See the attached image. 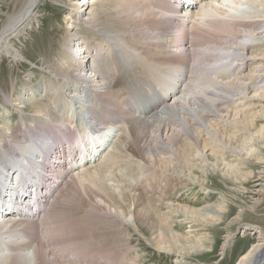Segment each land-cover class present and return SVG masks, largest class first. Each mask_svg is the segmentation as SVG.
I'll return each mask as SVG.
<instances>
[{
	"label": "bare ground",
	"instance_id": "obj_1",
	"mask_svg": "<svg viewBox=\"0 0 264 264\" xmlns=\"http://www.w3.org/2000/svg\"><path fill=\"white\" fill-rule=\"evenodd\" d=\"M41 1L25 0L17 14L12 15L3 26L0 31V61L5 56L17 59L16 51L18 50L9 38L18 37L21 30L31 24ZM74 1H70L71 5L76 3ZM92 1L103 0H83L82 8L75 12L79 18L81 17L80 20L87 19L94 27L101 17L98 11L106 10L109 3H101L99 10L94 8L95 10L90 11L93 6ZM188 1L191 3L187 0H114V13H117L118 19L123 16L125 9L129 8L131 17L141 18L137 22L136 30L133 29L131 32L140 35L142 45L132 46L133 42L123 41L121 37L117 40V32L116 34L113 32L114 36H105L102 43L94 44L91 56L84 53L82 60L79 51L83 48L79 46L83 44L86 47L88 43L87 40H83L84 37H78L73 32L76 23L72 13L69 14L67 17L70 21V28L67 30L69 38L65 41L63 50L67 51V48L70 49L72 45L76 48L75 52L78 56L73 57L70 54L73 63L68 65L74 70L73 77L66 76L69 70L62 72V68L57 64V67L54 66L55 73H60L62 79L71 82L68 84L64 81L49 86L52 87L50 92L57 89L52 94L56 96L55 99L53 101L49 99V102L56 106L57 111L53 112L48 104H40L41 106L39 105L40 107L35 111V116L29 117L27 122L16 123L25 129V131L21 129V137H18V131L15 130L13 123L1 124L0 122V127L7 129V132L3 129L0 135V264H87L84 260L87 256V252L85 253L87 247L80 245L82 242L74 237L72 230L66 232L67 229H63L64 227L59 223L60 216H57L55 220L51 219L54 216V205H52L55 201L54 194L62 187L63 177L72 173L73 167L84 168L86 165L95 164L97 160L93 158L96 157L99 146L103 149L108 146L109 142L120 134L118 130L121 131L122 129L119 128L122 127L124 129L121 132H124V137L129 139L121 146L125 150L113 151L120 146L117 145L120 141L118 139L119 141L111 147L112 150L106 153V157L104 156L105 164L104 161L100 162L103 168L95 165L93 168L86 169L78 177V181L70 177L71 181L67 183L66 190L71 185L70 194L76 192L74 195H77L83 191L89 196L96 197L97 204H106L111 211L116 212L119 205L113 199L114 193H110L107 182L108 178L114 179L111 174L115 171H122L128 178L129 184L124 185L125 188L123 187L119 192L122 195L124 191L127 192L128 187L137 188L134 201L136 207L143 208L137 214L140 218L138 221L147 225L143 228L151 233L159 227L167 229L158 235L159 239L154 244L158 251L174 252V245L180 251L187 249L202 252L208 249L205 237L199 235L190 238L172 231L173 224L167 222L172 211H169L170 215L159 213L158 206L166 202L170 192L166 190L167 185L178 180V176L175 177L168 171L171 166L176 167L179 162L188 166L191 173L195 166L192 163L193 160L204 157L206 153L203 152L210 151L216 156L217 161L209 164L207 155L205 159H201L206 169L203 173H209L211 169L231 177L239 173L252 175L253 171L247 170L248 164L245 161L256 160V164H261L258 170L261 172L255 177L257 181L252 190L245 193H249L250 198L253 199L252 206H247L252 212L261 205L264 197V150L262 148L264 147V121L258 122L264 118V104H261L264 102V0ZM193 8L195 9L192 10ZM175 13L179 14L175 15ZM169 14L171 17H166ZM76 15L75 18H77ZM80 20V25L88 23ZM66 55L68 56V53ZM103 57H112V64L100 68L98 62L102 63ZM100 58L102 60H99ZM117 84H121V88L115 93L113 89ZM48 88L35 86L33 93L46 92L45 96H48ZM158 91L168 97L164 99L161 95L158 96ZM68 93L76 96H69ZM19 95H21L18 99L21 101L19 107L11 106L22 111L27 102L26 93ZM141 95L147 96V100H140ZM130 102L138 108L131 109ZM146 103H152L153 106L145 109ZM104 104L106 106L102 109L100 105ZM260 107L263 110L257 112L256 110ZM107 115L112 120H109ZM71 128L81 137V142L77 146L87 148V152L82 151L79 155L73 149V145L69 142ZM52 130H57L53 138L50 136ZM33 131L39 134L40 141L35 136L32 137ZM238 133L240 136L236 137ZM55 139L59 141L56 142ZM64 139H67L69 143L67 147ZM221 143L226 146L233 144L230 150L237 157L232 160L233 162L229 161L233 155L227 156L229 152H226L227 149L220 145ZM3 146L9 149L6 151ZM218 149H221V157H217L220 154ZM94 151L96 153H93ZM76 156L79 160L75 161ZM134 157L138 159L137 164L135 163L136 168L132 167ZM67 159L70 160L67 161ZM147 160L155 167L148 165L150 163ZM85 161L88 162L85 164ZM35 171L38 173H34ZM41 172H43V181L48 187L42 186L39 189ZM27 178L33 183H26L21 195L17 194L20 193L17 192L20 189L18 181L25 182ZM198 179L202 181L200 177ZM239 179L244 180L236 176V180ZM137 180L140 183L138 181L135 187L131 181ZM33 187L40 193L47 192L43 198L45 213L43 215L41 212L40 216L43 217L39 219L43 221L49 216L47 224H44L46 234L51 236L48 238L55 240L51 242L57 247L59 240L63 241L68 237V246L60 245L57 250H53L43 243L44 237L37 241L35 237L38 229L35 225L39 219L19 215V212L32 213L25 205L26 197L32 194ZM130 188L128 192L133 191ZM61 189L62 192L66 191L65 188ZM172 189L175 190L173 187ZM201 190L209 196V192H205L206 189ZM103 195L110 197L112 202L106 200ZM169 197L170 201L174 199V202H177V204L170 202L171 207L183 210V213L190 214L191 218L194 217L204 224L211 222L210 218L221 220V222L226 219L224 212L226 207L222 206L223 202L221 205L206 204L202 208H196L198 203L195 200L194 203L191 200L183 204L182 200L180 201L181 197H172V195ZM247 207L243 208L229 224L243 221L242 217ZM210 209L217 210L220 215L223 211L224 217L218 216L217 212V218L212 219ZM247 225L251 229L248 233L254 234L255 242L239 257L236 264L257 262L264 264L263 227L254 223ZM69 228L73 229L71 226ZM74 230L77 229L74 227ZM243 233H245L244 229L241 234ZM230 238L231 235L228 233L223 245L224 250ZM178 242L181 245H178Z\"/></svg>",
	"mask_w": 264,
	"mask_h": 264
},
{
	"label": "rangeland",
	"instance_id": "obj_2",
	"mask_svg": "<svg viewBox=\"0 0 264 264\" xmlns=\"http://www.w3.org/2000/svg\"><path fill=\"white\" fill-rule=\"evenodd\" d=\"M70 1L71 0H42L41 3L37 6V9L34 13L35 18L31 22V24L25 29L21 30L20 35L18 37L9 38V40L13 42L12 44H14L18 50L16 51L18 52L17 59L14 60L10 57L5 56L2 57L0 61V114L2 115L0 117L1 119L0 122L1 124H3V122L4 124L5 122L9 124L13 123L15 130L18 131L17 134L18 137H21L22 134L20 133H22V130L25 131V129H22V127H19L17 124L22 123L24 121L27 122L28 118L32 117V115L35 114V111L41 106L40 104H48L50 108L53 110V112L57 111L56 106H54L49 102L50 100L53 101L55 99L56 96L52 94L53 92L57 91V89H55V91L53 92H50L49 90L52 87L49 86L55 85L57 83H62L64 81H65L64 83H68V84L71 82H69L66 79H62L63 77L61 78L60 73H55L54 68L57 67L58 65V67L62 68V72H64L65 70L70 71L68 72V75H66L67 77L70 78L74 76L73 73L74 70L70 68L68 64L73 63L72 62L73 58L70 56V54H72L73 57L74 55L76 57L78 56L76 55L75 52L77 50L76 48H73L72 45L70 46L71 47L70 49L67 48V51L63 50L64 48L63 45H65V41L67 40V38H69V35L67 34V30L68 28H70L69 27L70 21L67 19L69 14L71 15L72 13L76 26L78 25L77 26L78 28H76L75 26L73 32L76 33L78 37H84L85 39L83 40L85 41L87 40L86 42L91 46L89 47L87 45L86 47H84L83 44L80 45L79 48L80 47L83 48L82 51H84L85 48H91L93 50L94 44L99 42L102 43L105 40V39L103 40L105 36L107 37L109 35H110L109 37L114 36L116 32H117L116 34L117 40H119V38L121 37L123 41L133 42V44L130 42L132 46L137 44L142 45L139 38L140 35L131 32L133 31V29L136 30L135 27L138 24L137 22H139L141 18H136L137 21H135L136 19L130 16V8L125 9L123 16L120 17V19H118L119 17H117L118 16L117 13H114V7H113L114 0H103L101 2L92 1L93 6L90 8V11L95 10L94 8L99 10L101 3H106V4L109 3V5L106 7V10L98 11L99 13H101V17L99 22L94 24L95 26L93 27L90 25V21L88 22V20L87 19L84 20V18L83 20H80L81 17L79 18V16L76 15L75 10L82 8L83 0H78V1L75 0L76 3L73 4L75 6L71 5ZM24 2L25 0H0V31H2L3 26L8 22L10 17L12 15L17 14V12L23 6ZM187 2L191 3L188 0ZM193 4L192 7L194 6ZM194 9L195 8H193L192 10ZM178 14L179 13H175V15ZM75 15L77 16V18L74 17ZM124 17H126V19ZM166 17H171V14H169ZM129 19L131 20L129 21ZM79 20L82 21L83 23L85 21L88 22L87 23L88 26L87 24L85 25V23L84 25H80ZM80 40H82V38ZM82 51H79V53L81 54ZM66 53H68V56L66 55ZM84 53L86 54V52ZM83 54L80 55L81 60L82 57H84ZM111 59L112 57L105 58L102 63L98 64L99 67L104 68L106 65L112 64ZM72 66H74V64ZM54 73L57 75V77H55ZM113 82L115 83V81ZM120 83L123 85L122 82ZM121 84H117L115 86V88L113 89L115 93L117 92V90L121 88ZM35 86L39 88H42L43 86L46 88L49 87L47 94L48 96H45L46 92L40 93L39 91L33 93V88ZM21 93L22 95L26 93L25 100L27 102L23 106L25 107L24 110L19 111L17 110L16 107L14 108L11 105L19 107L21 101H19L18 99H20L21 95L19 94ZM39 93L41 95H39ZM68 95L71 96L75 94L68 93ZM32 97L34 99H31ZM84 100L87 101V99ZM55 103H57L56 100ZM261 104H264V102ZM100 106L103 109V107H105L106 104ZM259 110L262 111L263 109L260 107L256 111L258 112ZM262 119H260L258 123L263 122L264 118ZM3 129H5L7 132L6 127H0V135L1 132H3ZM55 131L57 130H52V133H50V136H52V138L54 136L53 134L55 133ZM118 131L120 134L111 142V144H109L110 146L108 145L107 147L104 148L103 152H101V154L98 156L99 160L97 159V162L95 164L86 165V167L84 168H80V167L76 168V166L73 167L71 171L72 173H70L71 176L70 174L69 175L67 174V176L63 177L64 183L61 188H65L66 190V186H68L67 183L71 181L72 177H74L78 181L79 180L78 177L86 169H89L90 167L93 168L96 165L99 166L100 168H103L102 163L100 162L104 161V158L106 157V153L112 150L111 147L117 141L120 140L117 143V145L120 146L118 148L116 145L117 148H115L113 151L116 152L117 150L118 151L125 150L121 148V146H123L125 141H129V139L124 137L125 136L123 135L124 132L122 133L120 130ZM243 132L246 133V131ZM39 133L41 132L39 131ZM229 134H231V132H229ZM240 134L238 133L236 137L240 136ZM33 136H35L37 140L39 141L41 140L39 134H36L35 131H33L32 137ZM227 140H229L228 137ZM233 144H229L227 146L223 143L220 144L227 149L226 151L227 153L228 152L230 153V154L228 153L227 156L233 155L232 158H229V161L235 160V158H237L235 157L234 153H232V151L230 150V147H232ZM3 148L6 149V151L9 149L6 146H3ZM262 148L264 150V147ZM218 150L220 154L217 157H221L222 155L220 151L221 149ZM203 153H206L205 156L207 155V157L209 158V164H211L212 162L215 163L217 161L215 159L216 156H214L210 151H206ZM205 156L201 158L198 157L197 159L193 160L192 163L196 167L194 166V169L191 170V173L189 167L181 164V162L176 164V167L171 166V169L170 171H168V173L175 177L178 176V180L173 183L174 186H172L173 185L172 183L167 185L168 187L166 190L167 192L170 191L168 192L169 194L167 196V200L163 205L160 204L158 208L160 210L159 213L162 214L165 213L167 215L169 211H172V214L174 212L173 215L172 214L170 215L169 213L170 216H168L172 218L173 221L172 219L168 218L167 222L169 221V223L173 224L172 231H174L175 233L179 235L181 234L184 236H190V238H193V236L198 237L199 235L205 237L207 243L206 245L208 248L207 250H204L202 252H194L192 250L188 251L187 249H184L180 251L178 248H176V245H174L175 247L174 252H169L167 250L158 251V249L155 247L154 244L159 239L158 235L160 233H163V230H165L166 228L159 227V229L154 230L152 232L153 235L151 231L149 232L147 231V229L143 228V226L147 227V225L144 222H139L138 219L140 218H138L137 215L139 212L142 211L143 208L136 207L134 201V196L136 192L135 189L137 188L128 187L130 188V190L133 191L128 192L129 189L127 188L126 189L127 192L124 191L122 195L120 193L124 185L129 184L127 181L128 178L122 171L120 172L115 171L113 174H111L114 176V179L108 178L110 181L106 178V182L108 180L107 187L110 190L111 194L114 193L113 194L114 196L112 197L119 205V209H117L116 212L111 211V209H109L106 206V204H99V203L97 204L96 202H98V200L96 199V197L89 196L85 194L83 191L77 195H74V193L76 192L70 194L69 193V188L71 187L70 185V187L66 191L62 192V189L60 188L59 190L60 192L57 191V193L54 194L55 196L54 200L55 201L57 200V202L55 203L54 201V203H52V205H54V210H53L54 216L51 219L55 220L57 216H60L61 220L59 221V223L64 227L63 229L65 230L67 229L66 232H70L72 230V233L75 235L74 237H77L79 242L84 243V244L80 243V245L87 247V249L85 250V253L87 252L86 253L87 256L84 258V260L87 261V264H182V263L183 264H188V263L189 264H236L239 257L249 249V247L253 242H255L254 234L250 235V233H248V231L251 229L248 228L247 224L248 223L259 224L260 226L263 227L264 230V197L262 198L263 201L261 205L255 210V212H252V210H250L249 207L247 206L248 205L252 206L253 199L250 198L249 193H245L246 191L250 192L253 186H255L257 181V178L255 177L258 175L259 172H261L258 171L261 168V164H256V160L253 161L251 159L246 160L245 162L248 164L247 170L253 171V173H251L252 175H249V173H247L248 176L245 173H241V174L239 173L240 175L237 173L238 175H234L235 177L233 175L231 177H226L223 175V173H220L219 171L214 172L211 169L209 173L204 174L203 171H205L206 169H204L202 162L203 160L201 161V159H205ZM263 157H264V153H263ZM133 159H135L136 161L133 160L134 163L132 162L133 163L132 167L136 168L135 163L138 161V159L136 157H134ZM69 160L67 159V161ZM76 160H79L78 156L75 157V161ZM147 162L150 163L148 165L155 167L151 164L149 160H147ZM182 167L183 169H181ZM112 169H118V168H112ZM42 173L43 172H41V174ZM179 173H183V174H179ZM236 176H240L241 180L242 179L244 180L240 181L239 179L237 181ZM199 177L200 179L205 177V179L203 178L204 180L201 179L202 181H199L198 179ZM138 181L139 180L134 182L131 181V183L132 184L134 183L136 187ZM188 181H190L191 183ZM121 182H123V184H120ZM177 184L178 186H176ZM172 187L175 188L174 191ZM202 188L206 189L205 192L207 193L209 192V196L204 194V191L201 190ZM169 195H172V197H176V196L178 198L181 197L180 201L182 200L181 203L183 204L189 203L191 200L193 201L192 203H194L195 200L198 203V206L196 208H200V207L202 208L206 206V204L221 205V203L223 202L222 206L226 207L224 209L226 219L222 222L221 220L218 221L211 220L210 217H212V219L217 218L218 211L217 210L213 211V209H210L209 211H211V215L209 217L210 218L209 220L211 222L205 224L199 222L196 219H194V217L191 218L190 214L186 215L185 213H183V210H178L177 208L171 207L170 202H172V204L175 203L177 204V202H174V199L173 201H170L168 198H170L171 196L169 197ZM103 196L110 203L112 202L110 197L105 195ZM246 207L247 209H245L244 211L245 214L242 217L243 221L235 224L233 223L232 225H230L229 223L231 222V220H233V218L236 217L237 214L241 212L243 208ZM55 210L57 211V213ZM177 210L180 212H178ZM175 211L177 212L176 215H175L176 213ZM219 213L220 212H218V216L223 215L224 217L223 211L221 212V215ZM214 215L216 217H214ZM48 217H46L43 221L40 220L37 221L35 226L38 229V232L35 239L37 238L36 240L39 241L44 237L45 239H43V243L47 247L48 246L51 247L53 250L55 249L57 250V247L60 245L68 246L67 243V241H69L68 237L63 240L64 242L62 240L61 241L59 240L58 242L56 241L58 243L57 247H55L52 243L55 240L52 239L50 240V238H48L49 235L46 234V226L44 225L47 224ZM244 225L246 226L244 227ZM69 226H71L73 229H70ZM74 227L77 230H74ZM174 227L178 229H175ZM243 229L245 230V233H243L244 235L241 234ZM228 233L229 235H231V238L230 241L228 242L226 250H224L223 245ZM178 245H181V243L178 242Z\"/></svg>",
	"mask_w": 264,
	"mask_h": 264
},
{
	"label": "water",
	"instance_id": "obj_3",
	"mask_svg": "<svg viewBox=\"0 0 264 264\" xmlns=\"http://www.w3.org/2000/svg\"><path fill=\"white\" fill-rule=\"evenodd\" d=\"M255 264H260V262H257V263H255Z\"/></svg>",
	"mask_w": 264,
	"mask_h": 264
}]
</instances>
